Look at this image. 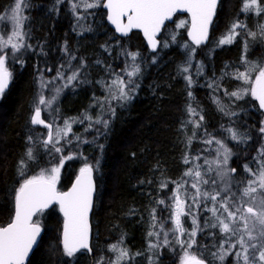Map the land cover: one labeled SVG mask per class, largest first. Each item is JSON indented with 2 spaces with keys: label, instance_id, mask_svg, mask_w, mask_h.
<instances>
[{
  "label": "trees",
  "instance_id": "1",
  "mask_svg": "<svg viewBox=\"0 0 264 264\" xmlns=\"http://www.w3.org/2000/svg\"><path fill=\"white\" fill-rule=\"evenodd\" d=\"M11 1L0 0V14ZM70 3L27 1L25 48L13 60L10 88L0 98V227L11 221L15 191L24 179L58 166L56 184L65 191L87 163L94 169L96 184L91 215L92 254L81 251L73 257L64 255L60 240L63 220L57 206H52L34 218L43 235L28 264H103L108 260L103 258L106 247L112 244L143 254L149 233L172 224L168 199L172 185L189 179L187 170H194L205 157L213 156L218 146L215 140L231 150L229 170L235 168L236 172L229 171L227 178L239 185H247L245 165L260 168L258 150L264 144V133L260 131L263 117L254 99L249 94L241 99L229 95L248 87L235 79L247 67L242 57L258 64L264 60V38L259 34L264 13L258 16L243 12V0H221L206 45H191L184 29L178 31L175 40L166 39L178 20L187 19L176 16L165 27L158 50L150 52L139 33L118 38L100 8L97 17H87L86 28L80 31ZM238 21L244 22L247 29L232 43L219 44V38ZM249 32L256 33V37L249 36ZM171 33L175 34L174 30ZM190 48H194L193 53H189ZM122 50L137 53L136 65L140 68L133 77L138 87L131 99L123 102L112 98L116 91L112 82L125 79ZM48 70L65 76L77 70L79 73L71 87L61 90L51 110L41 113V119L51 128L31 123L40 97L49 93L41 85ZM255 75L251 73L250 79ZM185 77L191 78V86ZM189 105L196 115L189 114ZM66 120L71 131L57 136V129H65ZM104 120L108 121L107 128ZM228 128L240 135V142L231 139ZM49 131L52 140L46 146ZM207 139L213 142L207 144ZM55 148L62 151L56 152ZM29 149L35 160H29ZM61 156L72 159H65L61 166ZM100 191L105 193L102 203ZM211 218L205 208H195L197 222L208 223ZM222 238L219 231L207 225L195 237L197 250L193 255L207 264H237L229 256L223 262L213 256L219 252ZM170 257L162 254L157 264H169ZM129 264L145 263L139 258Z\"/></svg>",
  "mask_w": 264,
  "mask_h": 264
},
{
  "label": "snow or ice",
  "instance_id": "2",
  "mask_svg": "<svg viewBox=\"0 0 264 264\" xmlns=\"http://www.w3.org/2000/svg\"><path fill=\"white\" fill-rule=\"evenodd\" d=\"M81 5L85 9H93L100 6L107 9L108 21L115 26L116 32L123 36H128L132 29L141 30L149 46L155 51L157 33L160 32L165 21L171 20L178 11L186 12L191 18L188 36L193 44L199 46L204 43L208 39L209 25L213 22V17L216 14L218 0H80V4L73 3V10L75 11ZM26 6V0H16L11 10V15L8 17L13 24V30L10 35H7L6 39L0 37V53L8 47L12 49L13 53L24 47L25 33L22 31V27L25 17L22 13ZM242 11L245 13L253 12L259 16L264 13V3H261V0H243ZM123 18H126V23ZM0 19L3 18L0 17ZM185 23L182 20L177 24V27H184ZM241 27L245 26L241 23L233 24L229 29L228 35L222 38L219 43L221 45L232 43L233 38L237 35L236 29ZM259 31L261 36L264 37V25L259 27ZM249 36L255 38L256 33L249 32ZM172 39L175 40V36ZM127 55L135 62L138 54L129 52ZM242 61L247 64L246 70L238 72L235 79L243 81L248 87L233 91L229 95L236 99H241L244 94H250L254 100L258 101L259 108L264 110V65L247 61L246 57H242ZM131 68V71H126L128 77L126 81L118 78L112 82L116 88V91L112 92L113 99L122 102L128 101L131 99L130 93L135 90V87H138L133 77L139 73V65L133 63ZM253 72L256 73L255 78L250 79ZM78 74L77 70L68 76L65 86L76 80ZM58 75L62 76L63 74L58 73ZM11 78L12 73L6 66V57L4 54H0V96H3L9 88ZM185 79L188 81V85L191 86L193 83L191 78L185 77ZM188 95L191 97L192 93L189 92ZM53 99L55 97L45 100L44 96H41L39 103L50 106ZM112 111L114 115V109ZM188 112L190 115L197 114L191 105L188 107ZM85 119H90V117H85ZM200 120H203V116L200 117ZM31 123L33 125L44 124L39 107L35 109L31 117ZM95 123H101V121L96 120ZM103 124L105 128L108 127L107 120H104ZM262 125H264V122H262ZM196 126L199 127V123ZM45 127L50 126L45 124ZM68 131H71V124L66 120L65 130L58 129L56 134L59 136L63 132V135L66 136ZM226 131L231 133L232 140L240 142L241 137L235 130L228 128ZM260 131L264 133V126L260 128ZM29 139L31 140L32 138L29 137ZM51 140L52 132L49 131V140H45L44 144L47 146ZM204 142L211 144L213 141L212 139H207ZM56 143H59V140ZM215 143L223 150L218 152V155L223 156V160H217L214 163L220 169L217 172V176L224 179L227 173L221 168V165L227 166L231 150L221 140H215ZM55 151L61 152L62 149L55 148ZM260 155L264 156V150H261ZM27 156L29 160H35L31 149L28 150ZM65 159H72V157L61 156V166ZM185 163H188L187 157H185ZM258 163L260 164L258 173L248 165L244 166L245 171L250 176H253L254 179L248 180L247 186L240 189L239 194L232 192L228 183H225L223 188L218 189L214 193L208 191L202 193L199 184L201 182L209 184V181L202 178L200 171L193 172L192 169H189L185 172L186 176L194 175L196 178V182L191 185L196 190L191 197L192 200L199 204L201 196L204 199H210L214 207L206 210L211 211L213 217L218 221V224L214 223L212 227H219L222 234H228L227 239L221 242L219 252L213 253V256L222 262L232 252V249L239 245V249L234 253L237 264H240L241 260L243 264H264V160H260ZM21 164L23 165V161ZM98 164L99 161H97ZM93 171V167L86 163L80 169L76 182L67 192H60L56 188L60 172V167L58 166H53L50 171L42 170L39 175L24 179L15 193V214L10 223L0 227V264H24L25 258L33 248V245L37 243V237L41 232L39 221L33 220V217L53 203L59 205V210L64 218L62 242L64 255L73 257L82 249L90 251L88 243V214L93 203ZM229 171L235 173L236 169L232 168ZM211 183L215 184L216 182L213 180ZM180 187L182 185H178L177 192L174 193V205L172 206L171 219L174 224V231L181 235L185 234L187 230L182 226L181 216L190 215L193 217V229L187 233L189 239L183 241L177 237V242L185 249L184 254L180 257V264H206L204 259L187 251L196 242L195 237L198 225L190 207L186 206L185 201L178 194ZM221 192H228L229 194L221 197ZM218 197L220 198L218 199ZM159 203L163 204L164 201L161 200ZM215 205H219V207L217 208ZM186 208L188 209L187 211ZM221 209L222 211H220ZM153 219H155V216H153ZM161 229L163 230V225H161ZM152 235L153 233L150 232L149 236ZM167 235L168 233L165 232L166 244ZM232 238H235V243H230L229 248L225 250L224 243H227ZM150 247H156V245H150ZM110 250L115 252L118 249L116 245H112ZM118 251L119 255L115 264H119L120 260L129 257L126 249H119Z\"/></svg>",
  "mask_w": 264,
  "mask_h": 264
},
{
  "label": "rangeland",
  "instance_id": "3",
  "mask_svg": "<svg viewBox=\"0 0 264 264\" xmlns=\"http://www.w3.org/2000/svg\"><path fill=\"white\" fill-rule=\"evenodd\" d=\"M27 1L28 0H26V5H27ZM15 3H16V0H12L10 5L8 6V8L3 13L0 14V17L3 18V19H0V37H3L5 39L7 38V35H10L11 31L13 30V24L8 19V17L11 15V10L13 9ZM73 3L80 4V0H71V3H70L71 6H73ZM99 8L102 10V6L97 7V8H93V9H85L81 5L80 7L76 8L75 9V12H76V15H77L76 17L77 18L79 17V19L77 21V29H79L80 31H83L86 28V19H88L87 17H90V18L97 17L98 16L97 15V9H99ZM25 10H26V7L24 8L23 13H22V15L24 17H25ZM182 20L186 22L185 26L178 28L177 24H179L180 21H182ZM236 23H241V24H243L245 26V27H241V28L236 29L237 35L242 30L247 29V25L244 22L238 21ZM261 25H264V18H263V20L260 23V26ZM187 27H188V18L187 19L185 18V19L178 20L176 22V24H174V28L171 29V30H174L175 34L171 33V30L170 31L167 30V31H169L168 33H169L170 37H168L166 39H171V37L175 36L178 33V31L181 30V29L185 30V34H186V37H187V32H186ZM229 29L230 28H228L227 31L225 32V34L222 37L219 38L218 43H219V41L222 38H224V37H226L228 35ZM22 31L24 32V24H23V27H22ZM259 34H260V32H259ZM237 35L233 39H235L237 37ZM25 39H26V35H25ZM23 43H24V47H22L19 51L15 52V53H13V51H12V49L10 47L5 48L3 50V52L0 53V54H4L5 57H7L6 59H8V65H6V66L8 67L9 71H10V68L11 69L13 68V65H14L13 60L15 58H17L19 52L22 51L25 48V40H24ZM190 49L192 51H189V53H193L194 52L193 51L194 48H190ZM122 52H123V54H122V59H123L122 61L123 62H122L121 71H122V76H123V78L125 77L124 80L126 81V79H128V77L126 75V71H131L132 70L131 66L133 65V63L136 64V60H135V62H133L131 57L129 58L128 56H126L127 55L126 51L122 50ZM260 65H264V60L262 61V63ZM72 73L73 72H69L68 75H66V76L65 75L60 76L58 74H52V72L48 70L46 72L47 77L46 78L42 77L44 82L41 83V85L43 84L44 87L46 86V88L49 89V91H48L49 93H47L46 94L47 96L44 97L45 100L52 99L53 97H55V99L52 100V104L50 106L47 105V104L41 105L39 103V101H38L37 106H39V108L41 109V113L49 112L51 110V107L53 105H55V102L58 100V97L61 95V93H60L61 90L62 89H68L69 87H71V85L73 84L74 80L70 84H68V86H65V85L67 83V77L72 75ZM254 78L255 77H253V79ZM57 89H59V91H57ZM126 91H127V89H126ZM132 92H134V91H132ZM132 92L130 93V95L132 94ZM249 96L251 97L250 94H249ZM63 130H65V129H63ZM62 134H63V132H61L60 135H62ZM261 150H264V144H262L260 146L259 150H258V156L259 157H257V162L260 161V160H264V156L260 155ZM222 151L223 150L220 149L219 145H218L217 148L215 149V152H214L213 156L205 157L204 161L201 163L203 165L201 166V164H200V166H197L193 170V172L200 171L202 178L203 179H207L209 181V184H204L202 182L199 184V187H200V190H201L202 193L204 191H208V192L210 191V192L214 193L218 189L223 188L225 183H228L231 191L232 192H236V193L239 194L240 189H242L243 187L247 186V185H239L238 183L234 182L230 177L227 178V175L229 174V160H230V157H229L227 166L221 165V168H223V170L227 173L226 177L224 179H221L219 176H217V172L220 171V169H218L217 164L214 163V161H217V160L222 161L223 160V156L222 155H218V152H222ZM252 169L258 173V170H259L258 167L254 166V168H252ZM250 179H254V177L250 176L248 174L247 181L250 180ZM213 180H215V182H216L215 184L211 183V181H213ZM195 182H196V178H195L194 175L189 176V179H187V180H182L181 182H175L172 185V187L169 190V192H168V197H169L168 199H169L171 205L172 206L174 205V193L177 192V186L178 185H182V187H180L178 189V194L180 195L181 199L185 201L186 206L190 207V210H191V212L194 215H195V208L196 207H201L202 209L203 208H205V209L213 208L214 205H213L212 201L210 199H204L203 196L200 197L199 204L195 203L192 200L191 197H192V195L195 194L196 190L194 188H192L191 185H192V183H195ZM216 185H218V186H217V189L215 190L214 187ZM222 194L228 195L229 193L228 192H221V197L223 196ZM104 195H105V193L100 191L99 203H102L101 200L105 199ZM219 198L220 197H218V199ZM215 206L217 208L219 207V205H215ZM187 210L188 209L186 208V211ZM172 211H173V207H172ZM220 211H222V209ZM209 213H210V216L212 218H211V220L208 223L205 222V221H203L202 223L197 222V225H198L197 234H198V232L201 229L206 228L207 225L209 226L210 229H214L215 228L217 231L220 232L219 227H212V224H214V223L218 224V221L213 217V214H212L211 211H209ZM171 215H172V213H171ZM192 219H193V217L190 216V215L181 216L182 226L187 230V232L185 234L181 235V234L176 233L174 231V224H173V221H172L171 216H170V220L172 221V224H170V225L169 224H165V226H163V230L161 228H159L158 230L156 228H154L151 231V233H153V235L149 236V243H148V246H147V248H146V250H145V252L143 254L130 253L126 249L128 251V253H129V257L125 258L123 260H120L119 264L134 263L135 260L139 259V258H143V261H144L145 264H157L158 259L161 258L162 254H168L169 256H171L169 258V264H180V257L184 254L185 249L182 248L180 246V244L177 242V237H179V239L183 240V241H187L189 239V236L187 235V233L191 232V230L193 229ZM165 232L168 233V235H167V244L165 243ZM222 235H223L222 241H225L227 239V235L228 234H222ZM230 243H235V238H232L227 243H224V249L225 250H227L229 248V244ZM112 245H116L118 250L119 249H125L124 247H122L121 244H112ZM112 245H107V247H106V252H105V255H104L103 258H107L108 260L104 261L103 264H106V263L107 264L108 263L109 264H115V262L117 261V257L119 255V251L118 250L115 251V252L111 251L110 247ZM150 245H156V247H150ZM50 248L52 249V247H50ZM238 249H239V245H236V248L232 249V252L229 255H227L226 257L229 256V257H231L232 260H236V257L234 255V253ZM194 250H197L195 244L193 245V247L191 249H187V251L189 253H191V254H194L193 253ZM91 254H92V252H91ZM257 255H258V253H257ZM89 256H91V255H89ZM100 259H101V257H100ZM240 264H243L242 260L240 261Z\"/></svg>",
  "mask_w": 264,
  "mask_h": 264
},
{
  "label": "water",
  "instance_id": "4",
  "mask_svg": "<svg viewBox=\"0 0 264 264\" xmlns=\"http://www.w3.org/2000/svg\"><path fill=\"white\" fill-rule=\"evenodd\" d=\"M220 1H221V0H218L217 9H218V6H219ZM102 9H103V10L105 11V13H106V16H105V22H106L107 25L110 27V29H112V30L114 31V33H115V35H116L117 37L125 38V37L130 36L131 33H133V32H137V33H139V34L141 35V38L143 39V41H144V43H145V45H146V48H147L149 51H151V52H155V51L159 48V45H160V37H161V34H162L164 28L166 27V25L171 24V23L173 22V19H174V17H175L176 15H186V16L188 17V27H187V30H186V32H187V39H188V41H189L191 44H193V42L191 41V39H190L189 36H188V28H189L190 25H191V18H190V16H189L186 12H180V11H178L177 13H175V14L173 15V17H172L171 20H166V21H165V23H164V25L162 26L160 32H158L157 35H156V37H155L157 43H156V50L153 51L152 48L149 46V44H148V42H147L146 38L144 37V34H143V32H142L141 30H139V29H132L131 32L128 34V36H123L122 34L116 32V30H115V26L112 25V24L108 21V19H107V9H105V8H103V7H102ZM217 9H216V12H217ZM215 16H216V14H215L214 17H213V22H214ZM123 19H124V22L126 23V22H127V21H126V18H123ZM213 22L209 25L208 39H207L204 43H202L201 45H199V46H203V45L207 44V42L209 41V38H210V30H211V27H212ZM193 45H195V44H193ZM195 46H197V45H195ZM10 85H11V81H10V83H9V88H10ZM9 88L6 90V92L9 90ZM6 92H5V93H6ZM1 97H2V96H0V98H1ZM254 101H255V103H256V105H257L259 111H260L261 114H262L263 122H264V110H261V109L259 108V103H258V101H256V100H254ZM45 124H46V123L44 122V124H37V126L45 127ZM263 126H264V125H263ZM79 174H80V172L77 174V176H79ZM77 176L74 178V180L72 181L70 187H69L67 190H65V191H60V192H67V191H69V190L72 188V185L76 182V178H77ZM93 184H94V191H93V198H92V199H93V203H92V207H91V209H90V211H89V214H88V223H89V239H88V243H89L90 251H88V250H84V249L81 250V251H85L88 255H91V252H92V251H91V239H92L91 215H92V211H93L94 197H95V190H96V185H95L94 178H93ZM56 188H57V187H56ZM57 190H58V189H57ZM58 191H59V190H58ZM54 205L57 206L58 211H59V214L61 215L62 220H63V222H64L63 214L60 212V210H59V205H58V204L53 203V204H51L48 208L44 209L43 211L48 210L50 207H52V206H54ZM14 214H15V201H14V212H13V216H14ZM12 218H13V217H12ZM33 218H34V217H33ZM10 222H11V221H10ZM10 222H9V223H10ZM6 225H7V224H6ZM6 225H5V226H6ZM42 235H43V231H42V229H41L40 235L37 237V243L34 244V245H33V248L29 251L28 256L25 258L24 264H27V262L29 261V259H30L31 255H32V253L34 252V250L36 249L38 243L40 242V240H41V238H42ZM60 240H61V246H62V248H63V243H62V242H63V223H62V230H61V238H60ZM79 252H80V251H79ZM206 264H207V263H206Z\"/></svg>",
  "mask_w": 264,
  "mask_h": 264
},
{
  "label": "flooded vegetation",
  "instance_id": "5",
  "mask_svg": "<svg viewBox=\"0 0 264 264\" xmlns=\"http://www.w3.org/2000/svg\"><path fill=\"white\" fill-rule=\"evenodd\" d=\"M13 216V215H12ZM8 224V223H7ZM33 254V253H32Z\"/></svg>",
  "mask_w": 264,
  "mask_h": 264
}]
</instances>
